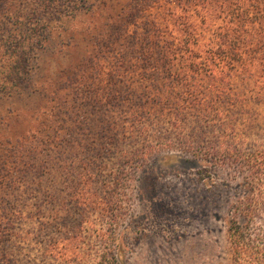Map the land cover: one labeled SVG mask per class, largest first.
Segmentation results:
<instances>
[{
	"label": "trees",
	"instance_id": "obj_1",
	"mask_svg": "<svg viewBox=\"0 0 264 264\" xmlns=\"http://www.w3.org/2000/svg\"><path fill=\"white\" fill-rule=\"evenodd\" d=\"M88 1L0 0L1 95L21 94L29 88L31 59L49 40L51 25L89 10ZM154 9L158 11L153 13ZM90 41L87 68L92 73L80 77L76 67L64 73L66 78L62 75L60 87L79 86L76 100L86 98L98 107L95 111L102 110L98 112L101 117L95 133L111 146L120 148L129 141L135 147L141 142L132 155L122 152L126 162H140L154 151L150 141L143 139L146 127L139 126L144 108L171 112L173 126L179 129L185 127L194 108L202 119H218L215 112L221 102L233 105L239 96L245 97L238 91L235 79L252 83L250 93L264 104V0H129L119 14L106 19ZM130 70H139L146 82L136 98V93L130 94L119 85ZM53 86V82L40 85L45 104L28 125L22 121L20 129L14 130L18 121H12L14 115L9 111L6 125L10 132L0 135V264H13L8 246L28 241L40 244L45 228L54 227L67 214L62 210V199L47 191L40 203L33 204V212L25 214L20 203L38 197V189L55 170L53 150L68 141L61 136L59 127L67 123V117L78 126L83 123L76 101L64 110L53 104L60 90ZM117 106L118 117L108 118V109ZM223 127L230 136L225 135L221 145L213 148L204 161L217 160L216 165H228L242 177L228 211L230 264H264V143L240 151L225 141L235 136L234 126ZM88 167V161L81 162L70 195V201L81 208L75 235L73 227L62 223L59 234L41 246L46 261L85 264L83 233L88 228L103 242L111 239L105 230L92 228L94 211L108 215L110 207L103 199L98 203L90 186L97 175ZM59 169L70 175L64 171V163H59ZM58 203L62 208L44 212L43 206ZM22 221L38 222V231H17L16 224ZM122 252L119 245L114 260L105 256L98 264L121 263Z\"/></svg>",
	"mask_w": 264,
	"mask_h": 264
},
{
	"label": "rangeland",
	"instance_id": "obj_2",
	"mask_svg": "<svg viewBox=\"0 0 264 264\" xmlns=\"http://www.w3.org/2000/svg\"><path fill=\"white\" fill-rule=\"evenodd\" d=\"M128 1L89 0V10L52 24L49 40L31 59L29 88L21 94H0V135L10 132L6 125L9 111L14 115L12 121H18L15 130L20 129L22 121L23 125H28L32 116L41 110L45 95L40 85L45 82H53V88L60 89L53 97V104L64 110L67 104L76 101L80 107L77 110L79 120L83 121L79 127L67 117V123L61 125L65 128L59 127L61 136L67 137L69 142L53 150L55 170L50 172L42 188H37L41 192L36 193L38 197L20 201L27 214L34 211L35 202H41L44 192H51L65 205L63 208L61 203L46 205L44 212L62 208L67 214L54 227L45 228L39 238L40 244L28 241L8 246L13 264H54L43 259L41 246L59 234L57 230L62 223L73 227L72 234L75 235L81 208L77 202L70 201V195L84 160L97 175L90 186L98 203L103 199L110 207L108 215L94 211L92 228L105 230L111 238L103 242L95 231L86 229L83 233L85 264H98L105 256L114 260L119 254V245L123 249L122 261L116 264H230L228 211L235 192H239L237 185L242 182V177L235 175L228 165H216L217 160H204L213 148L221 145L225 135L230 136V131L223 125L234 126L235 136L231 135V140L226 138L225 141L240 151L264 143V104L258 103L250 93L252 83L243 84L235 79L238 91L245 97L239 96L233 105L221 102L215 112L218 119H202L198 109L194 108L182 129L173 126L171 112H161L157 107L144 108L139 126L146 127L143 139L150 141L154 151L140 162H126L122 152L132 155L141 147V142L135 147L130 146L129 141L120 148L111 146L108 140L95 133L96 122L101 117L98 112L102 110L95 111L98 107L86 98L76 100L79 86L60 87V78H66L64 73H70L76 67L80 77L92 73L87 68L91 36L97 35L106 19L119 14ZM157 11L154 9L153 13ZM126 65L130 68L131 63ZM143 83L146 82L142 80V73L130 70L120 79L119 85L123 90L131 91L130 94L136 93L133 95L136 98ZM108 110V118L118 117V106ZM2 151L0 148V153ZM59 163H64V171H69L70 175L59 169ZM31 176L27 177L26 183ZM31 188L35 189V184ZM38 224L22 221L16 224V230L37 232Z\"/></svg>",
	"mask_w": 264,
	"mask_h": 264
}]
</instances>
